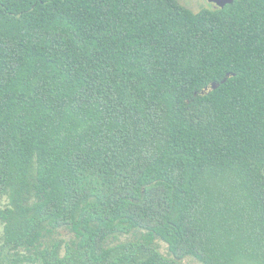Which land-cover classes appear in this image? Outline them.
Instances as JSON below:
<instances>
[{
  "label": "trees",
  "instance_id": "trees-1",
  "mask_svg": "<svg viewBox=\"0 0 264 264\" xmlns=\"http://www.w3.org/2000/svg\"><path fill=\"white\" fill-rule=\"evenodd\" d=\"M188 259L264 264V0H0V264Z\"/></svg>",
  "mask_w": 264,
  "mask_h": 264
},
{
  "label": "rangeland",
  "instance_id": "rangeland-1",
  "mask_svg": "<svg viewBox=\"0 0 264 264\" xmlns=\"http://www.w3.org/2000/svg\"><path fill=\"white\" fill-rule=\"evenodd\" d=\"M178 1L182 6L190 9L193 12H198L202 9H212L215 7L207 0H178ZM160 246H161V251L164 252L165 246L164 245H160ZM183 264H198V263L193 261L192 259H188V260H184Z\"/></svg>",
  "mask_w": 264,
  "mask_h": 264
},
{
  "label": "water",
  "instance_id": "water-1",
  "mask_svg": "<svg viewBox=\"0 0 264 264\" xmlns=\"http://www.w3.org/2000/svg\"><path fill=\"white\" fill-rule=\"evenodd\" d=\"M209 3L213 4L216 8H224L227 5H230L233 3V0H207ZM225 82V80L222 81V83ZM217 86L212 85L211 89H216Z\"/></svg>",
  "mask_w": 264,
  "mask_h": 264
}]
</instances>
